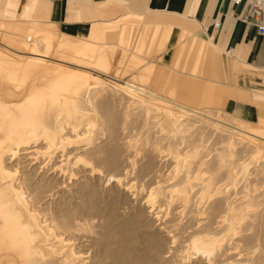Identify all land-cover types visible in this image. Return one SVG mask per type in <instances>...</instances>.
<instances>
[{"label": "bare ground", "instance_id": "6f19581e", "mask_svg": "<svg viewBox=\"0 0 264 264\" xmlns=\"http://www.w3.org/2000/svg\"><path fill=\"white\" fill-rule=\"evenodd\" d=\"M14 1L0 0V8L15 14ZM21 23L15 22L10 27L21 29ZM104 27L91 33L100 32L103 35L106 32ZM107 27L113 25H106L105 29ZM32 28L28 23L26 31L22 30L24 35L20 33L31 46L27 51H24L26 48L21 51L14 47L11 53L0 50V57L6 58L0 60V77L1 72L6 74L13 70H21L26 75L44 73L49 77L46 84V76L41 78L44 86H41L39 78L35 87L30 86L26 79L29 88H25L22 79L24 88L18 83L10 86L6 78L2 80L4 85L0 78V264H167L168 257L172 264H264V160H259L263 159L260 150L264 149V119L252 125L228 113L226 117L222 110L209 107L210 100L206 96L208 101L201 100L204 101L201 105L207 106L204 109L178 98L162 97L149 87L142 89L129 82L119 85L121 81L118 82L115 76L111 77L97 68H86L77 61L72 62L78 68L74 72L57 64L60 70L53 72L61 80L57 83L50 74L53 66L47 64L49 48L45 46L46 41L38 39ZM113 53L110 55H115ZM92 72L103 73L116 83L114 86L103 84L90 75ZM8 73L6 75L10 77ZM62 81H66L65 84L62 85ZM19 87L22 91H15ZM121 91L126 97H121ZM159 101L167 104L165 111L157 113L160 114L157 118L161 117V123L173 136H179L178 140L192 145V151L185 152L183 159L175 158L176 162L185 160L181 188L165 190V181V187L157 186L155 190V186L153 191L146 193L129 189L130 193L125 194L126 200L135 205L141 202V205L132 206V211L128 209L129 212L120 214L119 209V213L116 210V200H119L112 190L108 189L113 195H110L109 205H105L99 182L89 179L88 172H94L96 164L109 173L120 168L118 145L104 141L105 138L100 142L97 140L106 132L113 138L120 121L126 126L128 117L134 113L131 106L142 108L146 117L149 110L151 113L160 111L162 103L159 104ZM170 107H176V112L182 113L179 117L183 116L184 120L177 114L175 117ZM165 128L162 130L165 131ZM208 144H212L213 149ZM170 147L173 152V146ZM153 153L147 152L145 161L137 165V172L141 175L147 176V173H153V169L157 170L158 161H155L157 157ZM236 153V161L245 155L248 158L233 165L235 162L232 164L231 159ZM177 173L174 175L178 176ZM117 174L107 175L108 180L121 182L125 176L119 173L123 176L121 179ZM127 185L131 188L129 183ZM104 209L106 214L101 213ZM145 210L152 216L156 214L155 218L160 220L156 229H149L148 219L143 216ZM161 212L164 216L159 217ZM98 213L104 214V217L99 218ZM97 216L101 231H97L98 234L95 232L97 235L94 236L91 227ZM161 217L166 218L161 220Z\"/></svg>", "mask_w": 264, "mask_h": 264}, {"label": "crops", "instance_id": "0c3cea01", "mask_svg": "<svg viewBox=\"0 0 264 264\" xmlns=\"http://www.w3.org/2000/svg\"><path fill=\"white\" fill-rule=\"evenodd\" d=\"M14 2L15 5L19 3V16L52 25L58 33L78 39L88 38L91 31L104 25L114 27H104L105 36H116L118 33L111 31L119 32L123 27L127 31L129 25L128 31H137L138 45L141 43L144 50L153 53L147 63H154L157 67L170 68L181 47L184 45L188 50L194 43L198 45L197 52L194 50L196 55L187 65L188 68L191 66L190 70L183 73L190 78L173 76L171 79L178 92L176 98L194 106L201 105L208 98L214 108L222 106V111L245 122L250 121L244 119L253 117V114L257 117L259 113L252 93L259 91L256 96L264 97V32L258 30L252 18L248 21L240 18L244 11L242 4L233 5L229 0ZM262 18L264 24V10ZM215 22L218 23L216 27ZM229 46L231 54L226 55ZM203 58L204 82L196 74ZM260 119L264 118L259 117L254 123Z\"/></svg>", "mask_w": 264, "mask_h": 264}, {"label": "rangeland", "instance_id": "374dc122", "mask_svg": "<svg viewBox=\"0 0 264 264\" xmlns=\"http://www.w3.org/2000/svg\"><path fill=\"white\" fill-rule=\"evenodd\" d=\"M18 7H19V3H18V5H16L15 7L13 6V9H15V14H13L11 11H6L5 10V12L4 11H2L3 10V8L1 9L0 8V50L2 51L3 49H4V51H10L9 53H11V49H13V47L15 48V49H20L21 51H23V49H25L26 48V50H24V51H27V49L29 48V47H31L30 45H28V42L29 41H24V40H27L26 38H24V37H22L21 35H24V33H22V30H23V32L24 31H26V27H27V24L29 23V26H30V28H32V27H35V29L34 28H32V30L34 31L35 30V32H36V35L38 36V39H44L45 41H46V45L45 46H47L46 48L48 49L47 50V53H49V54H46V52H45V54L47 55L46 57V59H47V64H49V65H51V66H53V70L51 71V77L52 78H55V79H53V80H55V81H57V83H58V81L60 80L58 77H56L55 76V72L54 71H58V70H60V68H66V69H69L70 71H75V70H78V68H77V66L76 65H73L72 64V62H79V63H77V64H79V65H82V64H84L85 65V67L87 68H97V69H99L100 71H103V72H107L106 74L107 75H110L111 77H112V75H113V77L115 76V79H118V82H120V83H118L119 85H121L123 82L124 83H126V82H129V83H131V84H134V86H136V87H138V88H142V89H146V88H152L153 90H155L156 91V93H158V95L160 94V96L162 95V97H165V98H168V99H172V98H176L177 96H178V92H177V90L174 88V86L171 84V79L173 78V76H175V77H177V78H182V79H185V78H190L189 76H187V74H183V73H185V72H187V71H189L190 70V68H191V66H190V68H188L187 67V65L188 64H190L191 62H193V60H194V56L196 55V53L194 52V50H196V52H197V47H198V45H196V44H192L191 46H190V49H188L187 50V47L186 46H182L181 47V50H180V52H179V54H178V56L176 57V59H175V61L173 62V64H172V66L170 67V68H163V67H157L154 63H147V61H148V59L149 58H151L152 57V52L150 51V50H144L145 49V47L143 46L142 47V45H141V43H140V45H138V42H140V38L138 39V40H136V38H137V31H125V27H123L122 28V30L121 31H111V32H113V33H118L116 36L115 35H111L112 37H110V36H104L105 35V33L102 35L100 32H99V34L97 33V32H93V33H90V35H89V37L88 38H85V39H78V38H74V37H71V36H67V35H63V34H60V33H58L57 31H55V29L53 28V26L52 25H47V24H43V23H41V22H39L38 20H28L27 18H25V17H21V16H19L18 14H19V11H18ZM9 12V13H8ZM11 12V13H10ZM7 18V19H6ZM12 19V20H11ZM25 19H27L28 21H25ZM10 20V21H9ZM21 21H22V23H21ZM2 22V23H1ZM21 23V24H23V27L20 29V27L18 28V27H13L14 26V23ZM26 24L25 26H24V23ZM11 23V24H10ZM8 25V26H7ZM10 25H13V26H11V27H13L14 29L12 30L11 29V27H10ZM52 26V27H51ZM17 28H18V30L20 29V31L21 32H19L18 30H17ZM127 29H129V25H128V27H127ZM17 30V31H16ZM133 30V29H132ZM15 31L17 32V33H15ZM44 31V32H43ZM45 32H47V33H45ZM20 33H21V35H20ZM125 33V34H124ZM16 34V35H15ZM45 34V35H44ZM123 34H124V36H123ZM102 35V36H101ZM43 36V37H42ZM46 36V37H45ZM104 36V38H102ZM12 37H13V39H12ZM45 37V38H44ZM128 37V38H127ZM165 37H166V33H164V39H165ZM14 38H16L15 40H14ZM122 38H123V40H122ZM47 39V40H46ZM70 39V40H69ZM125 39V40H124ZM126 40L128 41V43H126ZM137 41V42H134V41ZM69 41V42H68ZM50 42H51V44H50ZM64 42H65V44H64ZM103 42V43H102ZM107 42V44H105ZM123 42H125V43H123ZM26 43V44H25ZM111 43H113L112 45H115V43H116V47L115 46H112L111 45ZM119 44V46H117L118 44ZM90 44V45H89ZM67 45V46H66ZM74 45V46H73ZM86 45V46H85ZM96 45V46H95ZM25 46V47H24ZM27 46V47H26ZM98 46V47H97ZM138 46V47H137ZM120 47V48H119ZM122 47V48H121ZM126 47V48H125ZM7 48H9L8 50H7ZM99 48V49H98ZM6 49V50H5ZM100 49H101V51H100ZM113 49H114V51H113ZM55 50V51H54ZM96 50V51H95ZM98 50V51H97ZM102 50H103V52H102ZM104 50H105V52H104ZM111 51H113L112 53L113 54H115V55H110V54H112L111 53ZM13 52V51H12ZM67 52V53H66ZM76 54V55H74V54ZM102 53H106L105 55H103ZM123 53V54H122ZM195 53V54H194ZM95 54V55H94ZM100 54V55H99ZM19 55H23V54H19ZM26 55H29V54H24L23 56H26ZM74 55V56H73ZM80 55V56H79ZM102 55H103V57H104V60H102L103 59V57H102ZM50 56V57H49ZM65 56V57H64ZM92 56V57H91ZM53 57V58H52ZM87 57V58H86ZM100 57H102L101 59H100ZM90 58V59H89ZM93 58V59H92ZM3 59H6V58H1L0 57V60H3ZM8 59L10 60L11 58H9L8 57ZM96 62H95V61ZM107 60V61H106ZM202 60H205V58H203V59H201V64H200V66H199V70H198V72L196 73L197 74V77H198V79L200 80V81H203L204 80V78H203V76H202V73H205L204 72V68H203V63H202ZM11 61V60H10ZM93 61V62H92ZM106 61V62H105ZM57 64L58 65H60V66H57ZM64 64V65H63ZM66 65V66H65ZM68 65V66H67ZM84 65H82V66H84ZM93 65V66H92ZM192 65V64H191ZM54 66H55V68H54ZM64 66V67H63ZM58 67H60V68H58ZM100 67V68H99ZM56 68H58V69H56ZM103 69V70H102ZM3 72H4V70H2ZM180 71H182V72H180ZM54 72V73H53ZM6 73V72H5ZM8 73V72H7ZM6 73V74H7ZM10 73V74H9ZM8 74L10 75V77L11 78H15L16 80H18V82L16 81V80H12V81H14V82H12V81H10L11 80V78L8 76V75H6V74H4V73H2L1 72V82H3L2 80L3 79H5V81H6V83L8 82V84L11 86L12 84H14V85H16L17 83H18V85L20 86V87H22L23 86V81H21V79L22 80H24V84H25V88H29L30 86H32V87H35V86H37L38 84H39V80L41 79V78H43L44 79V75L46 76V74H44V73H42V74H40V73H37V74H35L34 72L32 73L31 72V74L30 73H28V75H26V74H24V72L23 71H21V70H13V71H10ZM13 73V74H12ZM16 73H18V75L16 74ZM21 73V74H20ZM6 75L7 77H3V75ZM24 74V75H23ZM40 75V77H39V75ZM49 74V75H50ZM14 77H13V76ZM16 75V76H15ZM32 75V76H31ZM37 75H38V77H37ZM48 75V76H49ZM91 76H94L95 77V79L97 78V80H99V81H102L103 82V84L105 83V84H108V86H114V83H116L115 81H113V79H111V78H109L107 75H105V74H95V72L93 73H91L90 74ZM97 75H99V76H97ZM23 78H22V77ZM25 76H27V77H25ZM35 78H34V77ZM43 76V77H42ZM9 77V78H8ZM19 77V78H18ZM25 77V78H24ZM30 77V78H29ZM31 77H33L34 79H32ZM50 77V78H51ZM40 78V79H39ZM51 78V79H52ZM57 78H58V80H57ZM19 79H20V81H19ZM28 80L30 83H31V85H30V83H29V85L30 86H28V83L25 81V80ZM32 79V80H31ZM46 79V80H45ZM44 79V81H45V84L47 83V80H49V77H47L46 76V78ZM37 81L36 83H33V82H35V81ZM10 81V82H9ZM16 81V82H15ZM27 84H26V83ZM41 82H43V80L41 79L40 80V83ZM59 82H61V80L59 81ZM64 82H66V81H62V85L63 84H65ZM204 82V81H203ZM4 83V82H3ZM11 83V84H10ZM22 83V85H20ZM69 84H72V82H68ZM123 83V84H124ZM42 84V83H41ZM44 83L41 85V86H44L45 85ZM60 84V83H59ZM122 84V85H123ZM136 84V85H135ZM4 85H5V83H4ZM35 85V86H34ZM217 85H219V86H221V87H223V88H225L223 85H220L218 82H217ZM40 86V85H39ZM143 86V87H142ZM17 88V89H19V90H17V89H15V91H17V92H19V91H22L21 90V88ZM62 87V86H61ZM64 87V86H63ZM146 87V88H145ZM22 88H24V86L22 87ZM14 91V92H15ZM120 93V95H121V97L123 96H125V93H124V91H123V93H122V91L121 92H119ZM141 93V92H140ZM257 94H259V91H255V92H253L252 93V98H254V101L255 102H253L254 104H256L257 106H258V108H259V113H258V115H257V117H255L254 116V114H253V117H250L249 119H244V120H248V121H250L251 123H252V125L253 124H255L254 122L255 121H257L258 120V118L259 117H262V118H264V97H258V96H256ZM6 95V94H5ZM249 95V94H248ZM170 96L172 97V98H170ZM126 97V96H125ZM122 101H124V100H122ZM160 103H162L161 105H159L160 106V111H155L154 110V112L153 113H151L150 112V110L148 111L149 113H148V115H146V117L145 116H143L144 114H143V109L141 108H139V109H137L136 107V109L134 108V107H130L131 109H132V111L134 112L133 114H131V116L130 117H128V119H127V123H126V126L124 125L125 123H123V122H119L118 124L119 125H117L116 126V128H117V130L115 129V133L117 132V135L115 134V133H113V138L111 137H109L108 135L109 134H107V132L106 133H103V134H105L104 136L102 135L101 136V138L99 139V140H97V142H100V141H103L104 140V138H105V140L104 141H107V142H110V143H116L117 145H118V150L117 151H121V153H120V151L118 152L119 154H121V156H119V166H120V168H121V170H120V168L117 170V169H115V171H116V173H115V171L114 170H112L110 173L108 172V170L106 169V171L109 173V174H117L118 176V178H119V176H121V175H123V176H125V177H123V176H121V179H122V177H123V179L121 180V182H119V183H117L116 181H112V179H110V180H108V178L109 177H107V175L109 176V174L107 173V172H105V170L103 171V169H105V168H102L101 169V166L99 167V164H98V166H97V164H96V166H95V171L94 172H88V174H90V176H89V179H92V182L93 181H97V183L99 184L98 185V187H99V189H100V194H101V196H102V200L105 202L104 204L105 205H109V203H110V200H111V196L113 195L112 193H114V196L116 197V199H118L119 201H117L116 200V210L118 211V209H119V211H120V214H123V213H126V212H129V210L130 211H132V209H131V207L132 206H136V207H139L138 205H141L139 202H137V204L138 205H135L136 203H134L133 204V202H132V204H131V202L130 201H128V200H126L127 198L125 197V194H127V193H130L129 192V189H130V191H132V189L133 190H135L136 192H140V191H142V193L143 192H147V191H153L154 190V187L156 186V188H155V190L158 188L157 186H164V184H165V186H166V188H165V190H168V189H171V188H175L176 190H178L179 188H181V184H182V182H183V176H184V170H185V168H184V166H185V164H184V162H185V160L184 161H177L176 162V159H183L184 158V153L185 152H188L189 150H190V148L192 147V145H191V143L190 142H188V141H185V142H181V140H178L180 137L179 136H176V135H174L173 136V134H172V132H170L168 129H166L167 127L163 124V123H161V117H158L157 118V116H160V114L158 115L157 113H160L161 112V110H166L165 108H166V105L165 104H167V103H164L163 101H159V104ZM158 104V103H157ZM164 104V105H163ZM192 105V104H191ZM134 106H136V105H134ZM163 106H164V108H163ZM168 106V105H167ZM199 107H201V108H204V109H206L207 108V106L205 105V104H203V105H198ZM203 106V107H202ZM151 107H153V106H151ZM162 107V108H161ZM209 107H212V108H214V105H210L209 104ZM134 108V109H133ZM171 108V110L173 111V115L175 116L176 114L178 115V117L179 116H181L182 115V113L181 112H176V110H177V108L176 107H170ZM216 108V107H215ZM214 108V109H215ZM152 109V108H151ZM220 109L221 110H223L224 108L222 107V106H220ZM141 111H142V113H141ZM224 112V114H225V116L226 117H228L229 115L228 114H226V112L225 111H223ZM138 114V115H137ZM156 114V115H155ZM176 115V116H177ZM140 116V117H139ZM152 116V117H151ZM175 116V117H176ZM132 118H134L133 120H132ZM150 118V119H149ZM159 118H160V120H159ZM180 119H183L184 117L182 116V117H179ZM153 119H154V121H153ZM129 120V121H128ZM135 120V121H134ZM141 120H142V122H141ZM145 120H146V122H145ZM149 120H151V121H149ZM184 120V119H183ZM153 121V122H152ZM159 123H158V122ZM139 122H141V123H139ZM122 125H121V124ZM129 123V124H128ZM131 123V124H130ZM150 125H149V124ZM139 124V125H138ZM156 124V125H155ZM161 125V126H160ZM164 125V126H163ZM124 127V129L122 130V128ZM147 126V127H146ZM155 126V127H154ZM157 126V127H156ZM165 128V131L164 130H162L163 129V127ZM126 128V129H125ZM151 128V129H150ZM118 129H119V131H118ZM120 130H122V131H120ZM159 130H160V132H159ZM166 131H167V133H168V131L170 132L169 133V135L167 134L166 135ZM79 132H80V129H79ZM160 133V134H159ZM106 134H107V138H106ZM130 134V135H129ZM162 134H164L163 136H162ZM114 135L116 136V137H114ZM151 135H153V136H151ZM165 136H167V139H166V137ZM170 136V137H169ZM109 137V138H108ZM165 137V138H164ZM171 137H173V138H171ZM107 139V140H106ZM153 139V140H152ZM169 139H170V141H169ZM176 139V140H175ZM150 140V141H149ZM154 140H155V142H154ZM119 141V143H117ZM161 141V142H160ZM173 141V142H172ZM175 141H176V145H174L175 144ZM152 142V143H151ZM181 143V145H179L180 143ZM168 143H171V144H168ZM173 143V144H172ZM190 145H189V144ZM154 144H155V146H154ZM167 144V145H166ZM100 145V144H99ZM160 145V146H159ZM164 147H163V146ZM173 146L172 148H173V152H172V149H171V147L170 146ZM183 145H185V147L183 146ZM209 145V144H208ZM207 145V149H208V147L211 149H213V147L211 146L212 144H210L209 146ZM122 146V147H121ZM134 146V147H133ZM168 146V147H167ZM174 146L176 147V148H174ZM179 146H180V148H179ZM190 146V147H189ZM141 147V148H140ZM156 147V148H155ZM167 149H166V148ZM127 150H126V149ZM151 148H153V149H151ZM159 148H160V150H159ZM163 148V149H162ZM182 148L184 149V150H182ZM159 151H158V150ZM162 149V150H161ZM170 149V151H168ZM209 149V150H210ZM126 150V151H125ZM151 150V151H150ZM164 150V151H163ZM158 151V152H157ZM162 151H163V153H162ZM176 151V152H175ZM192 150H190L188 153H190ZM261 152H260V155H261V157L263 156V159L261 158V159H259L260 161L262 160H264V155H263V153H264V149L262 148L261 150H260ZM135 152V153H134ZM139 152V153H138ZM147 152H148V154H151V152L153 153V155L155 156V157H157V160H156V158H154L155 159V161L157 162V164H158V167H156L155 166V168H157V170L156 169H153L152 171H153V173H151L150 172V174H148L147 173V176L144 174H140V172H137L138 170H139V166H137V165H140L142 162H144L145 160H144V158L148 155L147 154ZM182 152V153H181ZM146 153V154H145ZM155 153H156V155H155ZM158 153V154H157ZM161 153V154H160ZM172 153H175V154H172ZM177 153V154H176ZM262 153V154H261ZM232 154V153H231ZM177 155H179V156H177ZM182 155V156H181ZM128 156V157H127ZM145 156V157H144ZM164 156V157H163ZM181 156V157H180ZM122 157V158H121ZM177 157V158H176ZM236 157H238L237 156V153L236 154H234L233 156H232V159H231V163L232 162H235L233 165H235V164H238V162L240 161V162H244V160L243 159H246V158H248V155H245V157L243 158V159H239V161H236V160H238ZM125 160H124V159ZM129 158V159H128ZM141 158V159H140ZM176 158V159H175ZM136 159V160H135ZM146 159V158H145ZM175 161H173V160ZM133 160H135V161H133ZM173 162H172V161ZM243 160V161H242ZM120 161H122V162H120ZM123 161H125V162H123ZM138 161V162H137ZM170 161V162H169ZM128 162V163H127ZM133 162H135L134 164H133ZM156 162H155V164H156ZM184 164H182V163ZM121 163H123V164H121ZM133 164V167L134 168H132V164ZM139 163V164H138ZM173 163V164H172ZM178 165H177V164ZM180 163V164H179ZM162 164V165H161ZM170 166H169V165ZM172 164V165H171ZM177 165V167L175 168V166ZM129 165V166H128ZM164 165V166H163ZM173 165H175V166H173ZM232 165V166H233ZM256 165V164H255ZM254 165V166H255ZM161 166V167H160ZM163 166V167H162ZM252 166V165H251ZM97 167H98V169H97ZM126 170H125V169ZM138 168V169H137ZM163 168V169H162ZM169 168V169H168ZM172 168H175V169H173L174 170V172H173V170H172ZM101 169V170H100ZM158 169H160L161 170V172H160V170H158ZM179 170V172L177 171V170ZM98 172H97V171ZM111 170V169H110ZM109 170V171H110ZM123 170V171H122ZM128 170V171H127ZM155 170H156V172L157 173H159V174H157L156 172H155ZM163 170V171H162ZM102 171H103V174H102ZM119 171V172H118ZM122 171V172H121ZM130 171V172H129ZM134 171V172H133ZM159 171V172H158ZM170 173H169V172ZM99 175H97L96 173ZM124 172H127V173H124ZM132 172V173H131ZM136 172V173H135ZM178 172V173H177ZM94 173V174H93ZM100 173V174H99ZM105 173H107V174H105ZM119 173H122L121 175L119 174ZM155 173V174H154ZM163 173V174H162ZM165 173V174H164ZM167 173H169L168 175V177H167ZM172 173V174H171ZM177 173V175L178 176H176V175H174V174H176ZM182 173V174H181ZM126 174V175H125ZM138 174V175H137ZM140 174V175H139ZM154 174V175H153ZM161 174H162V176H161ZM104 175V176H103ZM128 175V176H127ZM156 175V176H155ZM164 175H166V176H164ZM94 178H93V177ZM139 176V177H138ZM156 177L155 179L153 178V177ZM158 176H159V178H158ZM172 176V177H171ZM174 176H176V177H174ZM100 177V178H99ZM128 177H129V179H128ZM144 177V178H143ZM151 177V178H150ZM160 177L162 178V179H164V180H162V179H160ZM125 178V179H124ZM133 178V179H132ZM137 178V179H136ZM142 178V179H141ZM146 178H147V180H146ZM152 178H153V180H155L154 182H153V180H152ZM158 178V179H157ZM171 178H175L174 180L172 179V180H170ZM94 179H96V180H94ZM98 179V180H97ZM101 179V180H100ZM105 179H107V180H105ZM126 179H128L127 181H126ZM132 179V180H131ZM136 179V180H135ZM145 179V180H144ZM160 179V180H159ZM182 179V180H181ZM135 180V181H134ZM143 180V181H142ZM91 181V180H90ZM102 181V182H101ZM139 181H141V182H139ZM165 181H167V182H165ZM169 181V182H168ZM174 181V182H173ZM100 182H101V184H100ZM123 182H124V185H122L123 184ZM147 182V183H146ZM150 184H149V183ZM165 182V183H164ZM171 182V183H170ZM96 183V182H95ZM125 183H129L130 184V186H131V188L129 187V185H125ZM158 183L160 184V185H158ZM161 183H163V184H161ZM169 183V184H168ZM179 183V184H178ZM115 184H116V186H115ZM121 184V185H120ZM133 184H134V186H133ZM139 184V185H138ZM153 186H152V185ZM157 184V185H156ZM177 184V185H176ZM115 187H114V186ZM128 186V187H127ZM142 186V187H141ZM164 186V187H165ZM178 186V187H177ZM101 187V188H100ZM112 187H114V188H112ZM134 187H136V188H134ZM137 187H139L140 189H138ZM169 187V188H168ZM116 188V189H115ZM126 188V189H125ZM106 189V190H105ZM108 189H111L112 190V193L110 194L109 193V191H111V190H108ZM116 190V191H114V190ZM123 189V190H122ZM128 189V190H127ZM150 189V190H149ZM118 190V191H117ZM127 192H126V191ZM103 191V192H102ZM107 191V192H106ZM124 192V193H123ZM126 192V193H125ZM106 193H107V195H106ZM109 193V194H108ZM124 194V195H123ZM111 195V196H110ZM117 195V196H116ZM122 195V196H121ZM128 195V194H127ZM106 198V199H105ZM124 199L126 200V202L124 201ZM109 201V202H108ZM107 202V203H106ZM127 203V205L125 204V203ZM129 202V203H128ZM124 203V204H123ZM123 205V206H122ZM118 207H120V208H118ZM162 207V206H161ZM161 207H160V209H161ZM123 208H124V210H123ZM106 209H107V207H106ZM106 209H104L103 211H101V213H104V214H106V212H105V210ZM129 209V210H128ZM123 210V212H121ZM119 211H118V213H119ZM146 211V210H145ZM144 211V213H146V214H144L143 216H145L144 218H145V220H147L149 223V225H150V227H149V229H151V230H154V229H156L158 226H159V223H160V220H157L156 218H155V215L156 214H153V216H152V214L150 213V212H148V211H146L145 212ZM162 213V212H161ZM161 213L160 214H158V216L160 217V216H164L163 215V213H162V215H161ZM100 213H98V215H99ZM104 214L103 215H99V218L101 217V218H103L104 217ZM147 214H149V217H148V215ZM99 218H98V216H97V218H96V222H94V224L92 225V227H91V230H92V235H94V236H96L100 231H101V227H99V225L100 224H97V223H100V221H99ZM150 218V219H149ZM166 217H161V220L163 219H165ZM99 222H98V221ZM151 220H152V224H151ZM146 221V222H147ZM156 223V224H155ZM158 225V226H157ZM96 227V228H95ZM154 228V229H153ZM97 231H98V233H97ZM97 234H96V233ZM170 257H168V263L169 264H172V261H169L170 259H169ZM167 263V264H168ZM162 264H166V262L165 263H163L162 262ZM174 264V263H173Z\"/></svg>", "mask_w": 264, "mask_h": 264}, {"label": "built area", "instance_id": "2783aa9c", "mask_svg": "<svg viewBox=\"0 0 264 264\" xmlns=\"http://www.w3.org/2000/svg\"><path fill=\"white\" fill-rule=\"evenodd\" d=\"M229 2L233 5H240L244 6V11L241 13L240 18L243 21H248L249 18H252L255 25L257 26L260 32H264V24L262 13L264 10V0H229ZM218 23H214L216 27ZM227 55L231 54V47H227L225 50Z\"/></svg>", "mask_w": 264, "mask_h": 264}]
</instances>
